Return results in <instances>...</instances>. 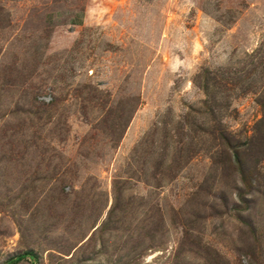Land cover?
<instances>
[{
  "label": "rangeland",
  "instance_id": "rangeland-1",
  "mask_svg": "<svg viewBox=\"0 0 264 264\" xmlns=\"http://www.w3.org/2000/svg\"><path fill=\"white\" fill-rule=\"evenodd\" d=\"M263 40L264 0H0V264H264V184L177 129ZM231 94L204 116L251 134Z\"/></svg>",
  "mask_w": 264,
  "mask_h": 264
},
{
  "label": "trees",
  "instance_id": "trees-1",
  "mask_svg": "<svg viewBox=\"0 0 264 264\" xmlns=\"http://www.w3.org/2000/svg\"><path fill=\"white\" fill-rule=\"evenodd\" d=\"M199 80L206 98L201 108L191 106L181 117L177 125L182 133L179 142H184L185 138L190 140L187 146L189 159L202 150L207 151L213 168L220 170L223 177H233L237 195L245 199L244 191L251 192L264 184V40L254 52L247 54L239 69L234 65L214 70L206 68L199 75ZM231 93L237 96L240 93L257 94L262 116L252 126L251 134L232 131L222 121L215 120V124L210 125L204 116L208 114L216 118L217 113L226 112L230 106L226 100L232 96ZM201 116L203 120H196ZM182 150L184 148L180 147L178 152ZM179 156L176 155L172 163H176ZM220 199H225V196H220Z\"/></svg>",
  "mask_w": 264,
  "mask_h": 264
}]
</instances>
